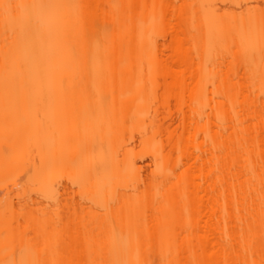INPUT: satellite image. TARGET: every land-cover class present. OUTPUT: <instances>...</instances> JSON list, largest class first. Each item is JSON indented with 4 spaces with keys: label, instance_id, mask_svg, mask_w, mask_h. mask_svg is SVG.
Wrapping results in <instances>:
<instances>
[{
    "label": "bare ground",
    "instance_id": "1",
    "mask_svg": "<svg viewBox=\"0 0 264 264\" xmlns=\"http://www.w3.org/2000/svg\"><path fill=\"white\" fill-rule=\"evenodd\" d=\"M0 264H264V0H0Z\"/></svg>",
    "mask_w": 264,
    "mask_h": 264
},
{
    "label": "rangeland",
    "instance_id": "2",
    "mask_svg": "<svg viewBox=\"0 0 264 264\" xmlns=\"http://www.w3.org/2000/svg\"><path fill=\"white\" fill-rule=\"evenodd\" d=\"M135 154L136 156L140 159V163L143 164L145 166V170L148 169V166L146 165V162H143L141 159H142V156L145 154V151L142 147L138 146L135 150ZM63 181L66 183L67 180L66 178L63 179ZM33 196L36 198L37 195L36 194H33Z\"/></svg>",
    "mask_w": 264,
    "mask_h": 264
}]
</instances>
